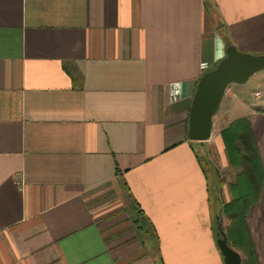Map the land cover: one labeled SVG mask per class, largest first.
<instances>
[{
	"label": "crops",
	"instance_id": "obj_1",
	"mask_svg": "<svg viewBox=\"0 0 264 264\" xmlns=\"http://www.w3.org/2000/svg\"><path fill=\"white\" fill-rule=\"evenodd\" d=\"M229 44L264 53V0H0V264H224L210 205L230 183L214 177L211 196L203 163L233 169L220 132L240 118L264 264V99L231 86L211 138H186Z\"/></svg>",
	"mask_w": 264,
	"mask_h": 264
},
{
	"label": "trees",
	"instance_id": "obj_2",
	"mask_svg": "<svg viewBox=\"0 0 264 264\" xmlns=\"http://www.w3.org/2000/svg\"><path fill=\"white\" fill-rule=\"evenodd\" d=\"M220 136L228 164L237 171L234 181L229 184L231 200L221 207L229 221L226 238L231 247L241 252L242 264H258L246 216L260 196L263 173L248 120L232 121ZM138 213L141 216V211Z\"/></svg>",
	"mask_w": 264,
	"mask_h": 264
},
{
	"label": "water",
	"instance_id": "obj_3",
	"mask_svg": "<svg viewBox=\"0 0 264 264\" xmlns=\"http://www.w3.org/2000/svg\"><path fill=\"white\" fill-rule=\"evenodd\" d=\"M224 53V58L214 68L200 76L191 99L186 138L200 145L211 138L213 117L229 87L245 85L264 70V53H243L231 44L226 46ZM217 246L224 264H241L240 255L228 247L223 232H220Z\"/></svg>",
	"mask_w": 264,
	"mask_h": 264
},
{
	"label": "rangeland",
	"instance_id": "obj_4",
	"mask_svg": "<svg viewBox=\"0 0 264 264\" xmlns=\"http://www.w3.org/2000/svg\"><path fill=\"white\" fill-rule=\"evenodd\" d=\"M264 70L258 72L256 75H254L252 78H250L248 80V82L245 85L239 86V85H232V87H234V89L238 90H244L245 91V99L251 101V102H255V101H259L264 99ZM231 86L229 87L228 90H230ZM227 90V91H228ZM259 91L261 93V97L260 98H255L253 96V93ZM227 93V92H226ZM232 95L231 94H226L221 105H220V109H219V113L218 115H222L225 109V104L226 102L229 100V98H231ZM213 160V166H215V172L216 174L214 175L213 172L211 171V169L207 166V163H205V167L207 169V176H208V182H209V192L211 194V196H214L215 190L213 188V180L214 177H217V180H219L221 183H223V190L225 192L227 191V185L231 182L234 181L235 178V174H236V170L235 168L233 169H229L227 166L224 165V163H222V165L218 162L217 160L214 159ZM221 201V200H220ZM212 208V223H213V227L214 229L217 231V225L220 226V231L224 233L225 238H226V230L227 227L229 225V221L225 218V216L223 215L222 211L219 210V206L215 205L214 203H212V205H210ZM220 238V235L219 237ZM226 243L228 245L229 248L233 249L234 251H236L239 254V251L234 249L233 247H231L230 243L228 242L227 238H226Z\"/></svg>",
	"mask_w": 264,
	"mask_h": 264
}]
</instances>
